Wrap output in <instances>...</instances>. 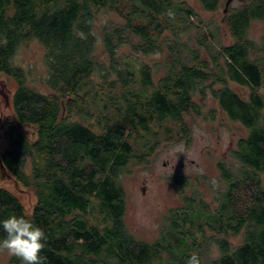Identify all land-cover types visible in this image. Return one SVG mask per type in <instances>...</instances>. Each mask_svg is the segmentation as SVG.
I'll return each mask as SVG.
<instances>
[{
  "label": "trees",
  "instance_id": "1",
  "mask_svg": "<svg viewBox=\"0 0 264 264\" xmlns=\"http://www.w3.org/2000/svg\"><path fill=\"white\" fill-rule=\"evenodd\" d=\"M197 2L213 13L222 0ZM231 3L223 12L232 39L225 44L217 23L187 0H0V73L16 84L0 179L6 172L36 196L28 211L0 187V219L22 215L41 227L45 264H187L193 254L200 264H264V37L248 34L252 21L264 20V0ZM106 11L120 21L97 25ZM32 42L44 50L45 90L16 62ZM156 52L163 58L150 64ZM230 82L247 88V97ZM207 91L247 134L232 161L218 162L211 202L199 177L171 175L182 204L170 209L159 239H137L125 227L121 176L153 155V126L172 132L175 124L178 138L188 139L186 117L202 114L196 98ZM215 112L205 114L213 119ZM210 244L216 257L207 255ZM7 264L21 261L11 255Z\"/></svg>",
  "mask_w": 264,
  "mask_h": 264
},
{
  "label": "rangeland",
  "instance_id": "2",
  "mask_svg": "<svg viewBox=\"0 0 264 264\" xmlns=\"http://www.w3.org/2000/svg\"><path fill=\"white\" fill-rule=\"evenodd\" d=\"M187 2L205 21L213 19L217 23L222 43L232 41L223 19L225 13L222 11L223 0L219 9L213 13L203 11L197 0H187ZM238 3L239 0H233L231 5L236 6ZM108 19L120 21L116 13L106 11L99 15L97 25ZM248 34L254 40L262 39L264 20L252 21ZM125 50L128 51V48ZM43 52V48L37 42H32L28 46H22L16 55V62L23 68L29 69L28 82L38 90H45L39 79L46 73ZM161 58L163 55L156 52L150 54L147 61L153 64ZM162 72L163 69H159L154 75H161ZM92 80L93 82L99 81L98 76L93 75ZM229 85L241 96L247 97L249 92L247 88L233 82ZM15 87L16 84L12 78L0 73V148L5 146L3 127L7 122L15 120L12 106V94ZM260 91L264 94V88ZM196 100L204 103V107L202 114L194 120H187L188 117H186L191 129L189 138H178L175 124L168 125L172 127V132L166 131L163 126H153L155 136L158 138L153 155L144 162L131 163L128 166L129 169L127 168L128 170L121 176L120 182L126 195L125 227L137 239L147 242L159 239L170 209L182 204L181 193L170 180L171 175L199 177V189L205 195L206 200L211 202L214 189L220 179L218 162L221 159L226 162L232 161L231 150L238 138L247 134V130L241 123L226 118L210 91H207L203 97H197ZM88 107L90 110L93 109L91 106ZM211 108L216 109L213 119H209L205 114ZM92 125L97 128L96 123ZM22 127L29 136L33 134L34 130L31 125L24 124ZM0 187L15 193L28 211L32 209L36 200L34 192L22 187L6 172L2 173ZM184 192L189 193L190 190L186 188ZM11 255L6 249L1 248L0 264H7ZM207 255L209 257L218 255V248L215 244H210Z\"/></svg>",
  "mask_w": 264,
  "mask_h": 264
},
{
  "label": "clouds",
  "instance_id": "3",
  "mask_svg": "<svg viewBox=\"0 0 264 264\" xmlns=\"http://www.w3.org/2000/svg\"><path fill=\"white\" fill-rule=\"evenodd\" d=\"M0 232V248L19 258L21 264H45L42 250L47 236L40 226L22 215H9L0 219ZM187 264H200V258L193 254Z\"/></svg>",
  "mask_w": 264,
  "mask_h": 264
},
{
  "label": "water",
  "instance_id": "4",
  "mask_svg": "<svg viewBox=\"0 0 264 264\" xmlns=\"http://www.w3.org/2000/svg\"><path fill=\"white\" fill-rule=\"evenodd\" d=\"M232 0H225L224 2V8H223V12L227 11V8L229 6V4L231 3ZM1 165V164H0Z\"/></svg>",
  "mask_w": 264,
  "mask_h": 264
}]
</instances>
